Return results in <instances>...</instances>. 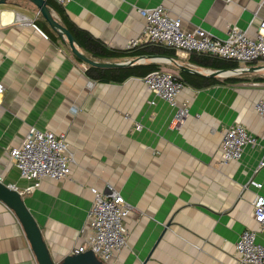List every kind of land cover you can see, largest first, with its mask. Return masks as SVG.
I'll return each mask as SVG.
<instances>
[{
  "label": "crops",
  "instance_id": "0c3cea01",
  "mask_svg": "<svg viewBox=\"0 0 264 264\" xmlns=\"http://www.w3.org/2000/svg\"><path fill=\"white\" fill-rule=\"evenodd\" d=\"M158 5L180 18L183 28L201 27L220 39L231 26L255 36L264 18V0H72L60 6L77 27L125 49L144 25L138 9ZM17 13L35 26H20ZM40 17L26 0L0 5V181L17 191L29 185L8 150L30 127L66 134L75 157L68 178L45 179L21 194L52 261L62 262L83 243L90 188L103 191L107 185L133 207L124 220L127 247L111 264H236L235 242L245 229L257 231L256 242L264 246L252 208L255 195H264V166L258 169L264 161V120L254 110L264 94V79L254 78H264V72H246L248 80L241 83L184 86L177 107L186 106L188 116L175 126L177 107L156 98L142 78L120 84L89 79L87 64L68 44L39 29ZM175 56L183 67L206 71L189 56ZM234 124L257 144L223 166L221 137ZM251 179L261 188L243 190ZM0 264H38L21 223L1 200Z\"/></svg>",
  "mask_w": 264,
  "mask_h": 264
},
{
  "label": "built area",
  "instance_id": "2783aa9c",
  "mask_svg": "<svg viewBox=\"0 0 264 264\" xmlns=\"http://www.w3.org/2000/svg\"><path fill=\"white\" fill-rule=\"evenodd\" d=\"M65 6L72 0H52ZM138 13L144 19L140 34L127 41L125 49L141 45L162 46L174 50L178 55L191 53L205 54L232 60L239 65L262 63L264 65V18L259 21L255 36H250L236 26L228 29L224 39L216 38L201 27L185 29L180 18L170 16L165 6L139 8ZM15 22L20 26H35L34 20L22 14H16ZM261 65L259 71H264ZM208 71V70H206ZM149 91L156 97L177 107L178 96L184 89L183 83L169 71L161 70L149 73L142 78ZM3 85L0 84V94ZM153 103V101H151ZM257 115L264 120V94L254 104ZM188 116L187 107H177L173 124L180 126ZM137 131L140 124H135ZM257 139L240 124L231 125L222 135L219 164L227 165L238 161L246 146H255ZM10 162L17 168L21 179L27 181L22 193H31L38 189L45 179H67L75 163L67 136L63 132L41 131L30 127L23 141L8 150ZM264 166L260 162L258 169ZM249 186L261 188V184L249 180L242 189ZM9 188L16 190L15 186ZM92 204L87 213L84 231L87 236L82 244L71 250V255L92 251L103 264H111L113 257L128 244V232L124 220L133 207L111 185L100 191L90 188ZM253 220L260 231H264V195H255L252 204ZM257 231L243 230L235 242L236 264H264V246L256 242Z\"/></svg>",
  "mask_w": 264,
  "mask_h": 264
},
{
  "label": "trees",
  "instance_id": "16d2710c",
  "mask_svg": "<svg viewBox=\"0 0 264 264\" xmlns=\"http://www.w3.org/2000/svg\"><path fill=\"white\" fill-rule=\"evenodd\" d=\"M46 2L49 9L56 12L61 25L71 33L76 45L78 46V49L88 58L96 62L120 63L127 62L126 60L133 62V64L131 65L112 68H100L92 65H87L84 73L89 79L95 82L120 84L131 77L144 78L149 73L165 69L163 67H165L166 65L162 63H138V58L166 57L172 59L174 61V64L178 59L175 56L174 50L162 46L146 44L133 49L111 48L104 44L100 39L94 37L89 32L77 27L73 22H71V20L67 17L59 4L55 3L52 0H46ZM40 18L41 19L36 23L41 31H43L53 41H65L57 34L54 29H52L48 25V23L42 18V16ZM65 43L67 44L66 41ZM189 61L202 71H204V69L217 71L242 68L235 61L224 60L216 56L205 54L191 53L189 55ZM176 63L182 65L179 61H177ZM251 64L253 66L255 65L253 63H250L246 65V67H248L249 65L251 66ZM167 66H169V68L177 70V73H175V75L183 83L184 86L188 85L195 89H202L216 84L241 83L248 80L245 78V74L227 78H220L217 76H210L205 73H190L186 70L175 68V66L173 65ZM254 79L261 80L264 78L257 77Z\"/></svg>",
  "mask_w": 264,
  "mask_h": 264
},
{
  "label": "water",
  "instance_id": "95a60500",
  "mask_svg": "<svg viewBox=\"0 0 264 264\" xmlns=\"http://www.w3.org/2000/svg\"><path fill=\"white\" fill-rule=\"evenodd\" d=\"M7 0H0V5L6 3ZM30 2L35 8L38 10V13L42 16V18L48 23V25L54 29L57 34L62 37L68 44L71 52L83 61L87 65H92L100 68H112L118 66H126L133 64L132 61L120 62V63H111V62H96L88 58L85 54H83L76 45L73 36L71 33L61 25L59 20L53 15L51 9L47 6L46 0H26ZM152 62H169L174 63V61L170 58L166 57H152L149 58ZM144 61L145 58H138L137 61ZM175 64L180 69L192 72L194 74H200L201 72L195 70L193 68H186L181 65ZM260 67H242L233 70H217V71H205V73L210 76H217L220 78H227L231 76L240 75L246 72H254L259 71ZM0 200L4 202L18 218L21 226L25 232L27 240L30 244V247L34 253L36 261L38 264H103L101 261L97 259L95 254L92 251H86L84 253L78 255H69L63 259L60 263H55L52 261L47 246L43 240L41 231L35 222L32 214L27 209L21 194L9 188L8 185L2 183L0 181Z\"/></svg>",
  "mask_w": 264,
  "mask_h": 264
},
{
  "label": "rangeland",
  "instance_id": "374dc122",
  "mask_svg": "<svg viewBox=\"0 0 264 264\" xmlns=\"http://www.w3.org/2000/svg\"><path fill=\"white\" fill-rule=\"evenodd\" d=\"M53 13V12H52ZM53 15L56 17V15L53 13ZM57 18V17H56ZM168 64H170L169 62H167ZM261 65H263L262 63H256L254 66L251 64V66L249 65L248 66V68H252V67H254V68H258V67H262ZM240 67H243L242 65H239ZM264 66V65H263ZM164 70H166V71H169V72H171V73H173V74H175V71L173 70V69H164ZM261 72H264V71H261ZM245 74V73H244Z\"/></svg>",
  "mask_w": 264,
  "mask_h": 264
}]
</instances>
